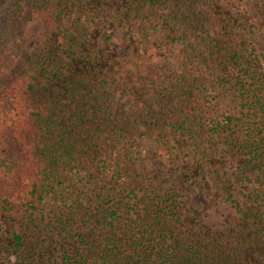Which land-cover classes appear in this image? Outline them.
<instances>
[{
	"label": "trees",
	"instance_id": "16d2710c",
	"mask_svg": "<svg viewBox=\"0 0 264 264\" xmlns=\"http://www.w3.org/2000/svg\"><path fill=\"white\" fill-rule=\"evenodd\" d=\"M203 1L0 0V212L16 264H242L233 248L185 226V200L175 187L145 186L140 158L124 141L141 137L140 145L148 135V148L155 144L187 168L204 157L241 156L229 166L246 183L244 202L222 188L243 222L238 239L259 246L264 264V51L256 43L264 0L253 21L236 29ZM29 10L43 30L27 59ZM151 10L163 16L154 25ZM130 24L140 38L154 28V42L164 41L171 59L173 88L154 96V110L130 109L120 85L69 70L74 61L97 60L82 45L93 30L110 43ZM64 72L62 99L46 88ZM75 176L86 181L79 191ZM59 188L62 198L54 194ZM51 194L49 224L67 244L43 255L33 227Z\"/></svg>",
	"mask_w": 264,
	"mask_h": 264
},
{
	"label": "rangeland",
	"instance_id": "374dc122",
	"mask_svg": "<svg viewBox=\"0 0 264 264\" xmlns=\"http://www.w3.org/2000/svg\"><path fill=\"white\" fill-rule=\"evenodd\" d=\"M94 1L102 2V0ZM64 4V10L69 11V6L65 2ZM201 4L223 24L236 29L237 26L242 27L244 23L253 21V18L249 17H252V13L257 11L258 1L205 0ZM161 18L163 16L158 10H151L149 11L148 24L154 25ZM136 26L137 24L122 26L120 34L114 36L110 43L101 41V31L96 28L90 33L89 38L83 41L82 45L86 49L94 50L98 55L97 60L74 61L69 70L88 71L96 75L97 78H107L111 83V88L120 85L121 90L124 89L125 92V96L121 100H124L126 107L130 109L132 107L136 109L139 106L137 111H142L146 106L154 110V100H156L154 96L160 97L161 93H167L173 88V76L169 66L171 59L166 55L164 41L154 42L157 34L154 28H148V36L140 38L133 36ZM41 30H43V24L40 17L34 11L29 10L22 29L24 36L28 39L24 44L27 59L31 54L34 40ZM256 37L258 38L257 48L264 51V30L262 36L257 33ZM66 73L69 71L66 70ZM66 73L49 80L46 88L48 93L62 99L65 98ZM108 73L114 74L117 82H113L112 76ZM115 93L118 96L120 92ZM169 108H174L173 102H169ZM133 132L138 133V131ZM151 137V135L146 136L140 145H136V143L141 137L133 142L127 138L124 141L126 148L137 152L136 155L140 158L137 168L144 171L145 179H147L145 186L149 188L156 186V190L169 186L175 187L185 200L183 221L186 227H192L203 235L221 240L227 247L233 248L234 255H237V259L242 264H261L260 247L238 239L243 222L240 214L233 207L234 204L226 199L228 194L222 188L225 186L231 194V199L236 198L241 204L244 202L245 199L239 188L246 190V183H241L238 180L241 175L235 173L229 166L231 160L240 162L241 156L204 157L199 162H195L191 168H187L185 164L179 162L178 157L169 156L166 153L159 154L155 144L148 148V141ZM216 179L220 180L218 185L213 183ZM85 182V178L80 179L75 176L71 186L74 191H79L81 184ZM92 186L90 183L86 184L87 188ZM60 191L61 188L57 189L54 194L62 198L59 195ZM54 194L50 195L54 199H50L52 202H45L38 208L44 215L38 216L33 227L35 231L33 246L39 247L43 255H55L58 253V249L67 244L66 239H61L59 229L49 224L52 220L48 214L53 213L51 212L52 208L56 209ZM68 198L70 199V197ZM0 224L2 227L0 264H16V255L10 246L9 235L6 231V218L1 212Z\"/></svg>",
	"mask_w": 264,
	"mask_h": 264
}]
</instances>
